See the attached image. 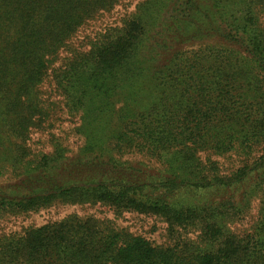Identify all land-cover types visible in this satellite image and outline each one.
<instances>
[{
    "label": "trees",
    "instance_id": "trees-1",
    "mask_svg": "<svg viewBox=\"0 0 264 264\" xmlns=\"http://www.w3.org/2000/svg\"><path fill=\"white\" fill-rule=\"evenodd\" d=\"M123 1L0 0V220L101 205L166 240L70 215L0 264H264V0H138L75 45ZM60 112L81 145L35 152Z\"/></svg>",
    "mask_w": 264,
    "mask_h": 264
},
{
    "label": "rangeland",
    "instance_id": "rangeland-1",
    "mask_svg": "<svg viewBox=\"0 0 264 264\" xmlns=\"http://www.w3.org/2000/svg\"><path fill=\"white\" fill-rule=\"evenodd\" d=\"M138 0H124L120 5L116 6L109 14H104L103 17L91 22L90 26L83 29L75 39V45L82 40L83 37L90 31H95L97 27L104 28L106 25H112L114 22L125 13L131 12L136 6ZM48 91V88H47ZM58 99V98H57ZM57 117L61 120L55 121L53 129L48 132H36L32 137V147L35 152H50L53 148L54 140L62 144L69 154L76 152L81 145V137L74 134V127L78 123L77 118H71L64 112H60ZM51 134L53 136H51ZM38 142V144L36 143ZM41 142V144H39ZM223 165L231 166V163L222 159ZM235 164V162H234ZM253 208L246 217L244 227L250 225L251 217H254L257 203H253ZM70 215H78L82 217L92 216L98 219L110 220L118 229H124L136 235H141L150 242L157 245H162L166 240V225L155 217H144L141 215L124 213L121 216L115 215L111 210L105 206L96 205H71L63 202H55L51 206L40 209L35 212H29L19 216H8L0 220V234H9L13 232H20L29 227H39L47 223L56 222Z\"/></svg>",
    "mask_w": 264,
    "mask_h": 264
}]
</instances>
